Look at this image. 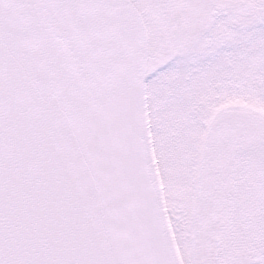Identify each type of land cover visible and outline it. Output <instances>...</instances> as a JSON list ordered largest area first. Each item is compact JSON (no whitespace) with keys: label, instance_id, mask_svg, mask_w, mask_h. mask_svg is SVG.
Returning a JSON list of instances; mask_svg holds the SVG:
<instances>
[{"label":"snow or ice","instance_id":"snow-or-ice-1","mask_svg":"<svg viewBox=\"0 0 264 264\" xmlns=\"http://www.w3.org/2000/svg\"><path fill=\"white\" fill-rule=\"evenodd\" d=\"M0 264H264V0H0Z\"/></svg>","mask_w":264,"mask_h":264}]
</instances>
